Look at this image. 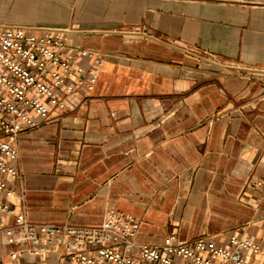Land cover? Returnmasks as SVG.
<instances>
[{
    "label": "crops",
    "instance_id": "crops-1",
    "mask_svg": "<svg viewBox=\"0 0 264 264\" xmlns=\"http://www.w3.org/2000/svg\"><path fill=\"white\" fill-rule=\"evenodd\" d=\"M28 2L14 0L12 10ZM47 7L62 19L42 25L71 29L69 49L105 60L85 105L54 111L18 136L23 196L8 204L33 223L56 225L95 227L123 212L141 221L138 246L171 234L260 241L264 189L249 181L264 178V0ZM29 248L0 237V264H55L63 253L32 256ZM15 251L23 253L12 259Z\"/></svg>",
    "mask_w": 264,
    "mask_h": 264
},
{
    "label": "built area",
    "instance_id": "built-area-1",
    "mask_svg": "<svg viewBox=\"0 0 264 264\" xmlns=\"http://www.w3.org/2000/svg\"><path fill=\"white\" fill-rule=\"evenodd\" d=\"M70 36L71 29L60 26H0V194L4 195L0 237L16 246L29 244L32 256L60 250L55 264H262L264 234L254 241L235 233L221 243L210 237L187 242L171 234L160 245L138 246L135 238L141 221L123 212L110 211L95 227L56 225L33 223L24 211L8 204L6 199L23 196L22 184H16L18 136L50 122L54 111L65 113L85 105L95 92L105 57L88 49H69ZM249 184L264 189V178ZM22 253L10 256L17 259Z\"/></svg>",
    "mask_w": 264,
    "mask_h": 264
},
{
    "label": "rangeland",
    "instance_id": "rangeland-1",
    "mask_svg": "<svg viewBox=\"0 0 264 264\" xmlns=\"http://www.w3.org/2000/svg\"><path fill=\"white\" fill-rule=\"evenodd\" d=\"M52 0H39L36 2V0H31V2H28L26 5L23 4L22 6L18 7L17 11H13L12 6L14 0H0V22L7 23L0 24V26H31L27 25V23H33V24H41L46 23L48 24V20L53 18L62 19L60 13L51 15V11L48 10L47 2ZM59 16V18H58ZM17 22V23H13ZM13 23V24H11ZM27 25V26H25ZM51 25V24H50ZM54 25V24H53ZM63 26V24H61ZM232 207V206H229ZM200 224V223H199Z\"/></svg>",
    "mask_w": 264,
    "mask_h": 264
}]
</instances>
